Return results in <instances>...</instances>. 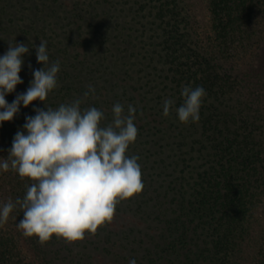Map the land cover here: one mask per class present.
Segmentation results:
<instances>
[{"label":"trees","instance_id":"obj_1","mask_svg":"<svg viewBox=\"0 0 264 264\" xmlns=\"http://www.w3.org/2000/svg\"><path fill=\"white\" fill-rule=\"evenodd\" d=\"M191 0H0V55L28 44L19 73L33 79V44L47 42L49 65L60 63L46 100L21 106L0 125L7 157L25 116L95 95L81 108L125 114L136 108V141L144 188L120 202L95 235L41 245L25 237L15 208L0 226V264H264V0H206L199 31ZM206 91L197 123L181 124L182 88ZM166 99L174 101L168 117ZM32 183L0 172V204L23 199Z\"/></svg>","mask_w":264,"mask_h":264},{"label":"clouds","instance_id":"obj_2","mask_svg":"<svg viewBox=\"0 0 264 264\" xmlns=\"http://www.w3.org/2000/svg\"><path fill=\"white\" fill-rule=\"evenodd\" d=\"M0 55V125L10 122L33 101L44 102L57 87L60 63L49 65L47 42L33 47L42 67L32 71L33 79L22 94L8 103L6 95L23 83L19 76L28 44H8ZM95 95L91 85L83 98L61 104L58 108L36 109L25 116L23 131L18 130L8 149L0 157V172L9 170L30 185L23 199L9 198L0 204V226L17 207L23 218L17 223L25 237H36L44 245L53 236L66 243L82 241L85 234L95 235L98 227L111 223L116 206L144 188L138 155H127L136 141V108L115 103L112 121L103 125L104 113L96 107L81 108L83 99ZM183 103L175 109L181 124L197 123L206 91L202 86L185 85L180 93ZM44 104V103H43ZM45 105V104H44ZM174 101L166 99L162 115L168 117ZM128 264H137L131 258Z\"/></svg>","mask_w":264,"mask_h":264},{"label":"rangeland","instance_id":"obj_3","mask_svg":"<svg viewBox=\"0 0 264 264\" xmlns=\"http://www.w3.org/2000/svg\"><path fill=\"white\" fill-rule=\"evenodd\" d=\"M192 13L197 20V28L199 31H204L207 23L206 0H191Z\"/></svg>","mask_w":264,"mask_h":264}]
</instances>
